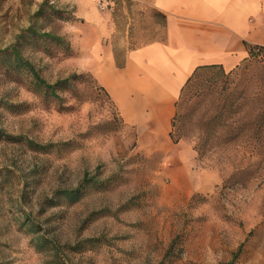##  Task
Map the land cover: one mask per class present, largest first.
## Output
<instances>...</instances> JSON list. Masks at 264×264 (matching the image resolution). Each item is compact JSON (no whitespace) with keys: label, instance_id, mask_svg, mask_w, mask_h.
I'll return each instance as SVG.
<instances>
[{"label":"rangeland","instance_id":"rangeland-1","mask_svg":"<svg viewBox=\"0 0 264 264\" xmlns=\"http://www.w3.org/2000/svg\"><path fill=\"white\" fill-rule=\"evenodd\" d=\"M42 1L0 0V48L29 26L61 36L68 52L21 51L46 82L72 79L55 98L0 69V264H264V50L192 80L170 133L191 154L169 157L80 53L92 6L119 52L159 38L163 18L139 0H46L60 15L35 17Z\"/></svg>","mask_w":264,"mask_h":264},{"label":"crops","instance_id":"crops-1","mask_svg":"<svg viewBox=\"0 0 264 264\" xmlns=\"http://www.w3.org/2000/svg\"><path fill=\"white\" fill-rule=\"evenodd\" d=\"M95 1V0H87ZM163 18L162 35L123 52L114 50L115 25L93 6L87 11L85 70L106 92L121 120L169 157L189 156L170 139L181 88L199 66L232 70L248 46H264V0H139ZM89 20V21H88Z\"/></svg>","mask_w":264,"mask_h":264},{"label":"trees","instance_id":"trees-1","mask_svg":"<svg viewBox=\"0 0 264 264\" xmlns=\"http://www.w3.org/2000/svg\"><path fill=\"white\" fill-rule=\"evenodd\" d=\"M46 6V8H45ZM45 8V9H44ZM51 12L55 15H60L59 11L54 9L52 4H48L46 0H43L42 3L39 5V8L34 13L35 17H40L42 14ZM42 40L44 42L53 43V47L56 49H60L63 52H68L70 50V43L63 37L52 34L50 32H40L33 26H29L26 28L22 33L17 36L16 42L11 44L8 47L0 48V69L4 72L9 71H19L22 70L27 72L31 77V82L39 89L43 90L47 95H51L55 98H59L57 94V88L63 84H67L68 81L72 78H67L64 80L56 81L55 83H48L46 82L37 72L33 64L25 57L21 51L22 46L27 41L29 42H36ZM264 50V46H248V56L245 58L254 57L257 52ZM244 59V60H245ZM223 69L220 66H199L197 67L190 77L186 80L185 84L181 88L180 97L186 92L189 88L192 80L199 76L202 72L209 70V69ZM74 76V75H73ZM103 89V88H102ZM106 93V92H105ZM107 95V94H106ZM108 96V95H107ZM28 143L33 144L31 139L26 140ZM45 147V145H39L34 147ZM38 149V148H37ZM78 189H73L70 191L71 197H76L78 195Z\"/></svg>","mask_w":264,"mask_h":264}]
</instances>
